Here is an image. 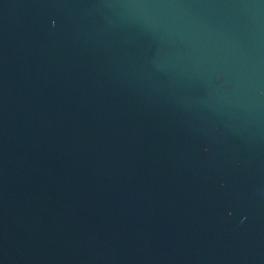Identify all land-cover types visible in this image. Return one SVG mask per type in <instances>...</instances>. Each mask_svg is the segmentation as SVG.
I'll return each mask as SVG.
<instances>
[{
  "label": "water",
  "instance_id": "obj_1",
  "mask_svg": "<svg viewBox=\"0 0 264 264\" xmlns=\"http://www.w3.org/2000/svg\"><path fill=\"white\" fill-rule=\"evenodd\" d=\"M0 264H264V0H0Z\"/></svg>",
  "mask_w": 264,
  "mask_h": 264
}]
</instances>
